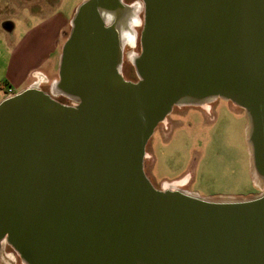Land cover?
I'll return each mask as SVG.
<instances>
[{"label":"water","instance_id":"water-1","mask_svg":"<svg viewBox=\"0 0 264 264\" xmlns=\"http://www.w3.org/2000/svg\"><path fill=\"white\" fill-rule=\"evenodd\" d=\"M68 24L48 90L34 82L0 100V254L264 264V187L201 196L156 188L143 169L174 106L222 100L243 110L249 176L264 184V0H81ZM136 39L131 81L122 47Z\"/></svg>","mask_w":264,"mask_h":264},{"label":"rangeland","instance_id":"rangeland-1","mask_svg":"<svg viewBox=\"0 0 264 264\" xmlns=\"http://www.w3.org/2000/svg\"><path fill=\"white\" fill-rule=\"evenodd\" d=\"M48 1L51 7H43L41 0H18L27 7L17 9L3 0L0 6L1 15L9 17L15 23L11 34L21 33L23 27L20 18H24V22L36 23L39 21L36 15H47V10L55 5L56 11L70 16L81 2V0ZM28 7L35 14L33 17H30ZM67 30L68 26L63 34ZM139 31L138 26L137 35ZM1 34L10 33L1 30ZM135 42L138 43V39ZM138 51L139 44L135 48H125L122 54V74L126 78L123 79L136 80L129 56L132 52ZM47 85L49 84H43L41 88L48 90ZM57 100L68 102L59 97ZM174 111L180 114L185 112L182 120L188 121L186 125L188 127L178 128L173 131L174 133L163 130L161 138H157L154 132L145 146L144 172L154 187L160 188L161 185L174 181L177 188L196 192L201 196L248 195L263 189V182L252 181L249 176L244 140L245 117L241 108L229 101L215 100L199 107L184 106ZM176 125L180 123L177 122ZM180 180L185 185L181 184ZM0 264L22 263L9 246H4L0 254Z\"/></svg>","mask_w":264,"mask_h":264},{"label":"crops","instance_id":"crops-1","mask_svg":"<svg viewBox=\"0 0 264 264\" xmlns=\"http://www.w3.org/2000/svg\"><path fill=\"white\" fill-rule=\"evenodd\" d=\"M5 1L17 9L27 7L18 0ZM41 1L43 7H51L48 0ZM2 2L0 0V6ZM56 6L49 8L47 15H36L39 18L36 23L20 18L23 27L20 34H11L15 23L0 12V100L7 87L18 92L34 82L41 87L55 79L57 56L65 36L63 32L71 16L56 11ZM29 11L33 17L35 14L30 8ZM1 30L10 34H1Z\"/></svg>","mask_w":264,"mask_h":264},{"label":"flooded vegetation","instance_id":"flooded-vegetation-1","mask_svg":"<svg viewBox=\"0 0 264 264\" xmlns=\"http://www.w3.org/2000/svg\"><path fill=\"white\" fill-rule=\"evenodd\" d=\"M121 2L123 3V4H125V5H131V4H133V3H135L136 2V0H128L127 2L125 1V0H121ZM72 14H73V12H72ZM140 27V26H139ZM69 29H70V27H69V24H68V30H67V32L65 33V39H66V37H67V35L69 34ZM135 29V31H136V27L134 28ZM137 33V32H136ZM64 39V40H65ZM137 45H138V43H134V45L133 46H130L129 44H125L123 47H122V53H124V50H125V48L126 47H128V48H130V47H132V48H135V47H137ZM139 52V51H138ZM132 53H135V52H132ZM122 64H123V62H121V67H120V69H121V75H122V77L123 78H126V77H124V75L122 74V71H123V66H122ZM182 107H184V106H181V107H176V106H174L173 108H172V110L160 121V122H158L157 123V125H156V127H155V129H154V132L156 133V137L157 138H161L160 137V135H161V132H163V130H169V132H173V131H175L176 129H178V128H181V127H184V126H186V125H188V121L186 120V122L184 121V120H182L183 119V116H184V114H185V112L182 114H180V113H176L175 111H174V109H178V108H182ZM188 108H190V107H188ZM184 121V122H183ZM177 122H179L180 123V125H176L177 124ZM177 126V127H176ZM186 127H188V126H186ZM154 132H153V134H154ZM174 133V132H173ZM152 134V135H153ZM143 169H144V166H143ZM174 182V181H173ZM180 182H181V184H183V185H185V183H183L182 182V180H180ZM178 185H180V184H178Z\"/></svg>","mask_w":264,"mask_h":264},{"label":"built area","instance_id":"built-area-1","mask_svg":"<svg viewBox=\"0 0 264 264\" xmlns=\"http://www.w3.org/2000/svg\"><path fill=\"white\" fill-rule=\"evenodd\" d=\"M12 93H14V92L12 91V89H11L10 87H7V88L3 91L4 96H6V95H10V94H12Z\"/></svg>","mask_w":264,"mask_h":264},{"label":"bare ground","instance_id":"bare-ground-1","mask_svg":"<svg viewBox=\"0 0 264 264\" xmlns=\"http://www.w3.org/2000/svg\"><path fill=\"white\" fill-rule=\"evenodd\" d=\"M130 27H131V26H130ZM128 34H132L131 31H130V28L128 29ZM125 41H127V43L130 41V40H129V36H126ZM129 43H130V42H129Z\"/></svg>","mask_w":264,"mask_h":264}]
</instances>
